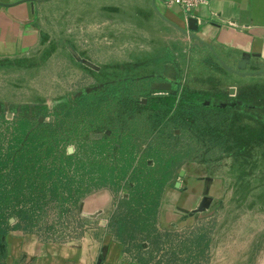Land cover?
<instances>
[{
    "label": "rangeland",
    "instance_id": "1",
    "mask_svg": "<svg viewBox=\"0 0 264 264\" xmlns=\"http://www.w3.org/2000/svg\"><path fill=\"white\" fill-rule=\"evenodd\" d=\"M77 2L46 0L43 42L0 61V207L14 214L11 231L79 241L96 214L119 220L130 188L166 185L156 264H264V76L192 49L148 59L129 48L86 59L91 67L70 47L76 24L85 59ZM188 172L205 185L193 208L178 204Z\"/></svg>",
    "mask_w": 264,
    "mask_h": 264
},
{
    "label": "crops",
    "instance_id": "2",
    "mask_svg": "<svg viewBox=\"0 0 264 264\" xmlns=\"http://www.w3.org/2000/svg\"><path fill=\"white\" fill-rule=\"evenodd\" d=\"M45 1L0 0V61L26 56L43 42L38 18ZM69 2L76 11L77 0ZM82 12L84 60L118 59L129 48L148 59L162 51L180 55L192 49L210 53L231 72L246 69L249 75L264 76V0H209L189 18L170 0H83ZM71 26L70 47L79 54L75 41L81 27ZM185 176L178 204L193 208L205 185L200 175ZM0 249V264H141L125 251L100 213L79 241H43L13 230Z\"/></svg>",
    "mask_w": 264,
    "mask_h": 264
},
{
    "label": "trees",
    "instance_id": "3",
    "mask_svg": "<svg viewBox=\"0 0 264 264\" xmlns=\"http://www.w3.org/2000/svg\"><path fill=\"white\" fill-rule=\"evenodd\" d=\"M95 95L84 98L79 107H86L87 101L96 99ZM170 134L169 131H165ZM44 136V135H43ZM40 137H30L31 142H36ZM23 157L27 158L28 154ZM182 161L177 168L181 167ZM166 185L158 186L156 194L146 193L132 187L129 198L124 200V209L118 221L110 224L111 229L117 239L123 244L125 251L131 254L141 264H156L157 255L154 254L152 246L156 240L155 236L156 216L159 213L161 199L164 195ZM122 213L124 215H122ZM14 214H9L0 207V244L3 243L9 232L16 227L11 218Z\"/></svg>",
    "mask_w": 264,
    "mask_h": 264
},
{
    "label": "built area",
    "instance_id": "4",
    "mask_svg": "<svg viewBox=\"0 0 264 264\" xmlns=\"http://www.w3.org/2000/svg\"><path fill=\"white\" fill-rule=\"evenodd\" d=\"M170 2L181 7L187 14L188 18L189 16H192L198 7L209 4V0H170ZM191 34V31H187L188 37L192 39Z\"/></svg>",
    "mask_w": 264,
    "mask_h": 264
},
{
    "label": "water",
    "instance_id": "5",
    "mask_svg": "<svg viewBox=\"0 0 264 264\" xmlns=\"http://www.w3.org/2000/svg\"><path fill=\"white\" fill-rule=\"evenodd\" d=\"M191 23H192V28H193L194 30H196V29H197V26H196V25H193V23H196V19H192ZM186 33H187V32H186ZM191 37L193 38L194 35L191 34ZM71 51L73 52V54L75 55V57H76L77 59H79L80 61H83L84 63H86L87 65H89V66H91V67H95L94 64H92V63H90V62H88V61L82 59L72 47H71ZM171 86H172V85H171V83H169V82H154V83L152 84V89H153L154 91H171ZM182 173H183V172H182Z\"/></svg>",
    "mask_w": 264,
    "mask_h": 264
}]
</instances>
